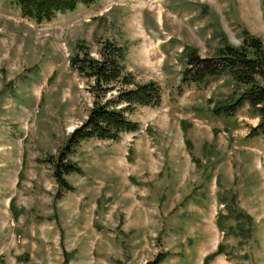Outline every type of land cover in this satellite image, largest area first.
<instances>
[{
    "label": "rangeland",
    "instance_id": "obj_1",
    "mask_svg": "<svg viewBox=\"0 0 264 264\" xmlns=\"http://www.w3.org/2000/svg\"><path fill=\"white\" fill-rule=\"evenodd\" d=\"M248 35L264 44V0H95L42 21L0 0V264H264L257 112L214 113L241 87L229 74L182 79L188 52ZM106 38L162 99L137 130L81 141L59 193L47 159L93 104L69 58Z\"/></svg>",
    "mask_w": 264,
    "mask_h": 264
},
{
    "label": "trees",
    "instance_id": "obj_2",
    "mask_svg": "<svg viewBox=\"0 0 264 264\" xmlns=\"http://www.w3.org/2000/svg\"><path fill=\"white\" fill-rule=\"evenodd\" d=\"M94 1L15 0L21 14L36 21L50 19L57 13L75 9L80 3L87 5ZM125 56L124 45L106 38L101 42L97 58L90 55L83 44L69 58L70 65L88 79V91L93 96V104L85 119L68 134L59 152L49 155L47 159L59 186V193L62 190H74L66 176L81 172L80 166L69 159V155L81 141L89 138L117 140L122 133L138 129V122L129 117L131 113L138 107L161 102L160 83L154 79L136 80L134 74L125 69ZM222 74L231 75L241 87L225 103L215 105L214 113L231 116L247 103L259 117V122L251 127L249 136L264 137L263 41L259 37L248 35L241 45L224 42L215 55L200 56L196 51L187 53V66L182 74L185 82H204ZM219 248L220 245L217 246V252ZM208 258L207 255L202 264Z\"/></svg>",
    "mask_w": 264,
    "mask_h": 264
}]
</instances>
